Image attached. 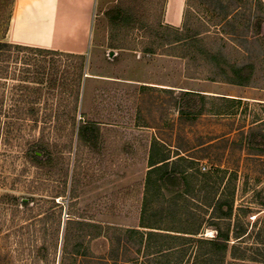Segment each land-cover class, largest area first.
<instances>
[{"label":"rangeland","instance_id":"1","mask_svg":"<svg viewBox=\"0 0 264 264\" xmlns=\"http://www.w3.org/2000/svg\"><path fill=\"white\" fill-rule=\"evenodd\" d=\"M118 1H98L94 49L86 57L76 113L73 85L78 60L0 50V119L10 123L0 136V264H62L71 210L88 221L138 227L150 152L156 146L172 160L177 154L189 157L187 165L207 176L209 184L202 198L216 192L217 197L234 202L232 226L246 230V235L241 242L233 237L231 246L238 256L245 254V260H233L230 252L227 262L263 264L264 92L244 91L243 101L206 97L201 116L180 118L174 92L124 82L148 79L147 63L154 55L149 58L142 51L148 46L158 48L164 36L159 23L166 0H129L146 28L118 42L140 52L141 65L135 62L138 55L108 50L110 28L105 13ZM13 3L0 0V43H5ZM185 14L188 30L210 31L209 48L236 63L257 65L255 85L264 86V35L257 30L264 17V0H188ZM233 44L241 51H235ZM195 52L192 49L189 58L191 68L203 78H216L205 62L196 65L202 58ZM177 62L181 73L188 62ZM37 79L44 83L35 84ZM74 117L100 125L99 152L78 149L76 135L64 131ZM34 154L45 162V168L33 163ZM69 165L70 180L77 177L76 199L56 198ZM191 212L200 226L199 237L213 238L216 233L208 227L210 209L194 203ZM128 246L130 253L123 260L154 264V257L144 251L136 254L135 244ZM91 249L92 254L76 264H113L103 261L112 259L104 240L93 243ZM63 264L74 263L67 259Z\"/></svg>","mask_w":264,"mask_h":264},{"label":"trees","instance_id":"2","mask_svg":"<svg viewBox=\"0 0 264 264\" xmlns=\"http://www.w3.org/2000/svg\"><path fill=\"white\" fill-rule=\"evenodd\" d=\"M164 15L165 11L163 18ZM105 16L110 28L109 48L135 51V48H130L118 42L128 38L130 33L138 31L139 28H146L143 25L142 18L133 5L129 3V0H119L114 7L106 11ZM163 18L159 23V27L164 36L157 42L158 48L148 46L142 52L151 56H174L187 61V66H189L192 49H195L196 55H194L202 58L196 65H201L202 61L205 62L204 65L210 67L212 75L216 76V78L204 79L212 82L220 79L237 86H248L250 84L254 76V66H237L231 63L222 53L209 48L207 46V40L210 39L208 29L198 27L188 30L186 14L182 30L166 26ZM2 49L26 50L42 57H66L78 60L79 73L73 85L76 101L73 112H77L86 56L64 54L8 43H0V50ZM194 77L203 78L200 73H195ZM34 83L42 85L44 80L37 79ZM52 86H56L55 81H53ZM206 100V96L199 93L180 92L177 100V111L180 118L195 120L201 116ZM17 112L20 113V111ZM30 113L37 115L38 112L30 111ZM9 125V122L0 119V136L5 129L9 130ZM55 126L57 130L59 124L56 123ZM64 131L68 135H76L77 147L80 150L88 149L90 152L96 153L102 148V131L97 123L77 121L74 117L71 122L67 123V128ZM69 147H72V142ZM175 157L172 160L173 158L158 146L151 150L138 227L131 228L102 224L92 220L88 221L83 216H76L71 210L65 224L62 264L67 259L76 264L79 258L89 257V254H92V243L101 239L107 242L109 254L112 256V259L103 258L105 263L112 261L113 264H138L137 259L127 258L123 260V257L130 253L131 248L128 246L130 243L137 246L136 254L144 251L148 257H154V264H234L233 262H227V255L230 252H232L231 257L233 260H245V254L238 256L233 251L234 246H231L233 237L237 240L241 239V242L246 235V230L239 229L237 225L232 226L234 217V202L232 199H225L222 196L217 197L216 192L210 197L202 198L201 194L205 192L209 184L207 176L194 172L188 166L189 157L181 156V154H177ZM32 160L37 167L45 168V162H42L37 154L32 156ZM73 171H75V168ZM76 182V176H73L70 180L69 165L65 174L63 190L55 197L63 198L69 195L70 200L76 199ZM261 200L260 205L264 207V199ZM194 203H200L205 209H210V224L208 227L216 233L213 238L199 237L201 235L200 226L197 225V221L194 219L195 216L191 212ZM23 204L28 206L26 202ZM186 257L188 258L187 262H185ZM260 261L264 264V250Z\"/></svg>","mask_w":264,"mask_h":264},{"label":"crops","instance_id":"3","mask_svg":"<svg viewBox=\"0 0 264 264\" xmlns=\"http://www.w3.org/2000/svg\"><path fill=\"white\" fill-rule=\"evenodd\" d=\"M98 1L14 0L4 42L23 47L88 57L94 49V23ZM171 1L166 0L164 24L170 28L182 30L184 16L188 8V0L173 1L172 3L175 4L170 14ZM174 6L175 8L177 7V10H175ZM173 12L174 16L172 15ZM258 23L257 25L260 28L258 27L257 30L260 34L264 35V17L259 19ZM225 34L228 36L227 33ZM219 36H223V33L219 34ZM233 45L235 51H241V48L237 46L238 44ZM108 50L113 51V53L122 52L138 55L135 57V62L139 65L142 63L141 53L136 50H114L110 49L109 45ZM112 55L115 56V54ZM147 56L150 58L149 55ZM227 59L229 60L228 57ZM150 60L152 62L147 63L150 66L147 80L129 78L125 79L124 82L133 86H139V88L147 87L153 90L174 92L176 96L180 92H195L206 97H219L239 101L246 99L243 95L244 91L254 90L264 92V86L255 85L259 70L253 62L241 64L229 60L237 66H254V76L250 84L248 86H237L220 79L212 82L204 78H196L194 74L199 72L194 71L190 65H185L180 73L177 62L180 59L174 56L154 55ZM95 76L99 77L97 74Z\"/></svg>","mask_w":264,"mask_h":264},{"label":"bare ground","instance_id":"4","mask_svg":"<svg viewBox=\"0 0 264 264\" xmlns=\"http://www.w3.org/2000/svg\"><path fill=\"white\" fill-rule=\"evenodd\" d=\"M173 1H175V0H172V1H171V4H172V5H171L170 14H171V12L173 11L172 8H173V5L175 4V3H172ZM174 8H175V6H174ZM175 10H177V7L175 8ZM175 10H174V12H175V14H176V11H175ZM174 12H173V14H172L173 16H174ZM169 16H170V15H169ZM173 18H174V17H173ZM172 20H173V19H172Z\"/></svg>","mask_w":264,"mask_h":264}]
</instances>
